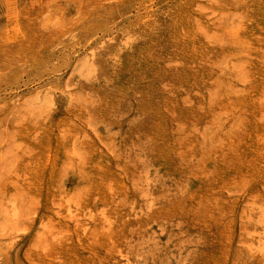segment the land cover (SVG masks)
Listing matches in <instances>:
<instances>
[{
	"label": "rangeland",
	"instance_id": "1",
	"mask_svg": "<svg viewBox=\"0 0 264 264\" xmlns=\"http://www.w3.org/2000/svg\"><path fill=\"white\" fill-rule=\"evenodd\" d=\"M0 264H264V0H0Z\"/></svg>",
	"mask_w": 264,
	"mask_h": 264
},
{
	"label": "bare ground",
	"instance_id": "2",
	"mask_svg": "<svg viewBox=\"0 0 264 264\" xmlns=\"http://www.w3.org/2000/svg\"><path fill=\"white\" fill-rule=\"evenodd\" d=\"M247 64V63H246Z\"/></svg>",
	"mask_w": 264,
	"mask_h": 264
}]
</instances>
